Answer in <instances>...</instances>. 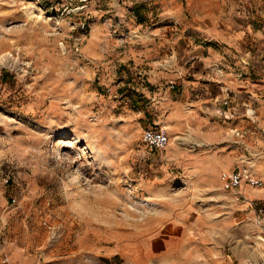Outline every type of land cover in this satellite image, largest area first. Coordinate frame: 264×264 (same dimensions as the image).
Masks as SVG:
<instances>
[{"label": "rangeland", "instance_id": "rangeland-1", "mask_svg": "<svg viewBox=\"0 0 264 264\" xmlns=\"http://www.w3.org/2000/svg\"><path fill=\"white\" fill-rule=\"evenodd\" d=\"M258 35L264 0H0V228L28 230L40 264L257 262L264 233L197 169L212 145L181 126L164 149L145 139L196 48L247 69V50L264 64ZM239 139L236 167L255 164Z\"/></svg>", "mask_w": 264, "mask_h": 264}, {"label": "crops", "instance_id": "crops-1", "mask_svg": "<svg viewBox=\"0 0 264 264\" xmlns=\"http://www.w3.org/2000/svg\"><path fill=\"white\" fill-rule=\"evenodd\" d=\"M237 24L231 27L230 42L235 49L243 51L253 37L254 27L247 21ZM256 38L264 41L262 35ZM246 54H250L247 55L250 59L245 61L247 69L236 66L223 71L214 67L217 57L213 48H196L193 52L196 68L185 71L177 87L181 104H177L170 116L167 114V125L161 127L167 132L175 126H181L177 129L180 132L194 129L198 142L212 145L197 153V169L208 178V183L221 186L234 212L239 205L247 218L264 233V212L257 210V207L264 209V64L257 51L247 50ZM260 128H263L262 132L255 130ZM234 130L244 131L240 139ZM235 139L246 141L249 153H258L254 172L261 183L243 185L244 199H238L233 190L225 189L227 177L244 151L241 145L234 143ZM253 203L255 207L251 205ZM14 236L12 231L0 228V264H40V254L29 239V231ZM253 263L264 264V247L262 255Z\"/></svg>", "mask_w": 264, "mask_h": 264}, {"label": "built area", "instance_id": "built-area-1", "mask_svg": "<svg viewBox=\"0 0 264 264\" xmlns=\"http://www.w3.org/2000/svg\"><path fill=\"white\" fill-rule=\"evenodd\" d=\"M146 144L151 149H164L170 142L169 133L162 127L149 129L146 131ZM252 153V152H250ZM255 164L250 159H242L239 164L227 177L226 187L235 192L238 199H244L241 191L245 184H260L261 181L257 178L254 172ZM255 207V204H251ZM259 213L264 212L263 207H257ZM246 264H254L253 262Z\"/></svg>", "mask_w": 264, "mask_h": 264}, {"label": "bare ground", "instance_id": "bare-ground-1", "mask_svg": "<svg viewBox=\"0 0 264 264\" xmlns=\"http://www.w3.org/2000/svg\"><path fill=\"white\" fill-rule=\"evenodd\" d=\"M66 134V133H65Z\"/></svg>", "mask_w": 264, "mask_h": 264}]
</instances>
